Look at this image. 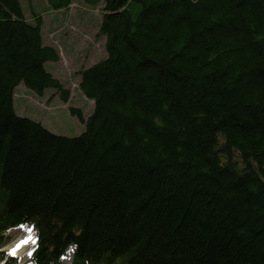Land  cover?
<instances>
[{
  "label": "trees",
  "instance_id": "obj_1",
  "mask_svg": "<svg viewBox=\"0 0 264 264\" xmlns=\"http://www.w3.org/2000/svg\"><path fill=\"white\" fill-rule=\"evenodd\" d=\"M82 1L106 57L65 137L14 112L20 84L70 92L41 17L0 0V248L32 225V264H264V0Z\"/></svg>",
  "mask_w": 264,
  "mask_h": 264
},
{
  "label": "rangeland",
  "instance_id": "obj_2",
  "mask_svg": "<svg viewBox=\"0 0 264 264\" xmlns=\"http://www.w3.org/2000/svg\"><path fill=\"white\" fill-rule=\"evenodd\" d=\"M19 2L28 23H34L33 16H40L45 24L43 42L57 49L59 53V61L48 62L45 68L69 90L70 97L67 102H62L52 89L46 90L43 96H37L20 84L13 93L14 112L19 117L40 123L52 134L76 137L85 131L84 121L94 107L93 101L87 99L79 90L78 74L82 69L106 57L105 38L97 37L102 4L92 7L82 0H73L67 9L52 10L47 0ZM71 108L80 110L83 121L71 115ZM29 237V242L12 255L11 252L17 244ZM3 240L5 245L0 248V264H29V253L35 243L34 231L30 226L6 231ZM71 252V249L67 251L65 264H70Z\"/></svg>",
  "mask_w": 264,
  "mask_h": 264
},
{
  "label": "snow or ice",
  "instance_id": "obj_3",
  "mask_svg": "<svg viewBox=\"0 0 264 264\" xmlns=\"http://www.w3.org/2000/svg\"><path fill=\"white\" fill-rule=\"evenodd\" d=\"M29 239H31V237H29L28 239H25V240H21V241L17 244L16 248H14V249L12 250L11 254H12V255H15L17 249L20 248L21 246H23L24 244H27V243L29 242ZM29 255H31V253H29Z\"/></svg>",
  "mask_w": 264,
  "mask_h": 264
},
{
  "label": "crops",
  "instance_id": "obj_4",
  "mask_svg": "<svg viewBox=\"0 0 264 264\" xmlns=\"http://www.w3.org/2000/svg\"><path fill=\"white\" fill-rule=\"evenodd\" d=\"M44 23H42V27H41V34L43 33V31H44ZM45 45H47V44H45ZM49 46H51V45H49Z\"/></svg>",
  "mask_w": 264,
  "mask_h": 264
},
{
  "label": "bare ground",
  "instance_id": "obj_5",
  "mask_svg": "<svg viewBox=\"0 0 264 264\" xmlns=\"http://www.w3.org/2000/svg\"><path fill=\"white\" fill-rule=\"evenodd\" d=\"M21 250V249H20ZM24 250V249H23ZM68 258V257H67Z\"/></svg>",
  "mask_w": 264,
  "mask_h": 264
}]
</instances>
